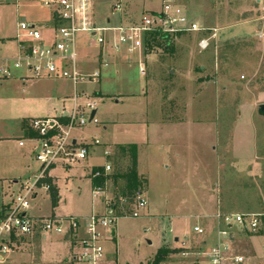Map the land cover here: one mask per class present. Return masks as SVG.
Instances as JSON below:
<instances>
[{
    "label": "rangeland",
    "instance_id": "rangeland-1",
    "mask_svg": "<svg viewBox=\"0 0 264 264\" xmlns=\"http://www.w3.org/2000/svg\"><path fill=\"white\" fill-rule=\"evenodd\" d=\"M46 1L0 0V57L16 46L22 18L44 26L42 35L48 34L45 25L52 10L44 5ZM117 1L96 0L99 25L106 19L112 25L138 21L142 15L160 11L162 5V0H120L122 11L117 13L113 9ZM176 1L190 19L215 29L216 40L204 51L197 46L200 36L184 33L170 36L166 43H145L146 61L142 58L153 70L151 76L139 74L138 54L122 58L126 66L116 70L118 55L108 46L101 52L91 49L85 34L76 39L77 66L83 77L77 104L95 103L98 124L75 128L71 135L92 152L98 141L104 160L99 155L71 168H50L45 179L53 183L49 175L55 177L60 197L53 211L66 217L104 214L106 200L112 201L123 183L120 179L114 188L106 179L103 194L93 195L89 176L96 179L93 173L101 174L105 163L110 169L104 177L113 171L114 146L107 144H135L139 172L147 181L142 192L146 206L139 217L117 219L114 241L103 243L107 264H148L161 247L175 251L162 264H207L203 241L214 237L210 216L215 211L221 215L264 212V119L257 115V107L264 104V0ZM96 73L99 76L90 79ZM9 83L0 82V204L18 189L11 177L24 181L40 168L29 151L34 142L19 139L22 118L58 117L62 110L58 101L64 97L69 101L73 95L67 80L40 78L23 87L4 86ZM98 92L102 96L95 95ZM127 94L131 96H123ZM160 101L166 107H160ZM64 107L69 110L71 102ZM18 142L25 146L18 148ZM116 162L120 170L125 167L123 160L116 158ZM28 213L58 217L51 215L46 191L31 200ZM196 225L206 234L196 235ZM229 232L236 255L262 264L264 238H258L254 247L249 234L236 228ZM29 242L8 255L6 263L70 264L71 247L63 235Z\"/></svg>",
    "mask_w": 264,
    "mask_h": 264
},
{
    "label": "built area",
    "instance_id": "built-area-1",
    "mask_svg": "<svg viewBox=\"0 0 264 264\" xmlns=\"http://www.w3.org/2000/svg\"><path fill=\"white\" fill-rule=\"evenodd\" d=\"M95 1L47 0L44 5L52 10V16L45 36L41 32L43 28L20 21V33L15 39L17 54L12 58H0V81L11 77L13 70L23 69L33 79H63L77 85L83 80L76 59V39L82 34L88 37L91 47L99 50L109 45L113 53L127 55L145 50L146 39L154 35L170 38L176 33L197 34L200 36L197 46L201 51L216 40V30L207 29L190 19L176 0H162L160 11L142 15L138 21L118 25L107 21L103 26L96 21ZM113 9L121 13L120 0ZM102 64L106 66L107 62L102 60ZM97 76L96 73L90 79ZM95 109V103L88 102L81 106L73 97V107L66 114L65 124L49 118L29 122V130L35 135L29 139L34 142L33 157L40 168L34 176L19 182L17 191L0 208V264H6L8 255L21 250L34 237L44 238L52 234L68 238L70 264H107L103 243L114 240L113 228L119 219L114 210V199L106 200L105 212L100 216L92 213L87 217L35 218L28 213L30 202L37 193L49 190L44 181L50 168L55 165L71 168L87 158L89 145L79 146L81 143L71 134L75 128L98 124L92 116ZM94 145H98V141H94ZM104 154L108 156L107 152ZM109 169L110 166L105 164L102 174ZM93 176L100 174L95 172ZM100 191V188L93 189L94 195ZM145 206L146 202L140 194L128 216L138 218L139 210ZM214 219L218 241L204 254L207 264H251L246 257L234 253V239L229 231L236 228L251 237L264 238V212L230 215L217 212ZM193 232L196 235L205 233L201 227H194ZM260 259L264 264V247Z\"/></svg>",
    "mask_w": 264,
    "mask_h": 264
},
{
    "label": "crops",
    "instance_id": "crops-1",
    "mask_svg": "<svg viewBox=\"0 0 264 264\" xmlns=\"http://www.w3.org/2000/svg\"><path fill=\"white\" fill-rule=\"evenodd\" d=\"M259 2V1H258ZM95 3H96V1H95ZM95 9V8H94ZM52 16V15H51ZM26 21L24 18H22L20 21ZM109 22L110 23V21H109V19H106V22ZM27 22V21H26ZM50 23H47L45 26H46V28L48 27V26H50L51 25V19H50V21H49ZM105 22V23H106ZM30 23H32V22H30ZM104 23V24H105ZM33 24H35V23H33ZM111 24V23H110ZM36 25V24H35ZM38 27H41V28H43L44 26H38ZM196 36H199V35H197V34H195ZM88 38V37H87ZM16 39V38H15ZM87 42H88V40H87ZM77 45V44H76ZM88 45H89V42H88ZM107 46H108V48H109V50L111 49L110 48V46L109 45H106V47H104L103 49H99L101 52H103L105 49H107ZM91 47V46H90ZM91 49L92 50H98V49H96L95 47H91ZM112 51V50H111ZM113 52V51H112ZM17 54V44H16V46L15 47H13L12 49H11V52L9 53L8 52V55H5V56H1L0 58H12V57H14L15 55ZM114 54H116V53H114ZM134 54H138V61H137V67H138V72H139V74L141 75V76H143V77H148V76H151V74H153V70L152 69H148L147 68V66L146 65H144V61H146V53H144V50L142 51V50H140V51H137V52H134V53H132V54H124V53H121V54H116V55H118L116 58H118V60H117V66H116V70L117 69H119V67L121 68L122 66H126V65H124L123 64V61H122V58H126L127 59V56H132V55H134ZM142 57H145V59H144V61H143V58ZM106 62H107V60H105ZM127 61V60H126ZM125 61V62H126ZM102 62V61H101ZM186 63V66L188 65V64H190L189 63V60L187 59V61L185 62ZM128 65H129V63H127ZM160 64V63H159ZM182 64H184V63H182ZM107 65H108V63H107ZM106 65V66H107ZM130 66V65H129ZM78 67V66H77ZM141 69H142V71H143V73L141 72ZM184 69H189L188 67H186V68H184ZM200 70L202 71L203 70V68L201 67L200 68ZM115 73L116 74H119V71H115ZM169 73L170 74H174L175 73V71H169ZM187 74H189L188 72H187ZM33 78H31L30 77V75H29V73L28 72H26L25 70H23V69H17V70H14V71H12V75H11V77H9V78H6V79H4V80H7V82H10L9 84H5L4 86H18V87H23V86H25L26 84H27V82L29 81V80H32ZM47 79H49V78H47ZM4 80H1V81H4ZM9 80V81H8ZM52 80H57V79H52ZM61 80H63V79H61ZM0 81V82H1ZM68 81V80H67ZM70 82V81H69ZM71 84H72V82H70ZM0 86H2L1 84H0ZM72 86H73V95H72V97H71V99H69V101L64 97L63 99H61V100H59L58 101V104H60L61 106H62V110L60 111V115L58 116V117H54V116H52V117H49V116H41V117H39V118H35V117H26V118H22V120H21V123H20V132H19V135H20V137H19V139H23L24 141H26L27 142V140L26 139H31V138H34L35 137V135L34 136H32V137H30V138H27V137H29L28 135H30V134H34V133H32L30 130L29 131H27L28 130V124H29V122L31 121V120H34V119H46V118H49V119H54L56 122H59V123H61V124H65L66 123V114H67V112H69V111H71V109H72V107H73V97H76V100L78 99L77 98V95H78V84L77 85H73L72 84ZM1 89V88H0ZM7 90H10V87L9 88H7ZM95 95H97V96H102V94H101V92H98V93H95ZM143 95H146V91H145V93H143ZM79 96V95H78ZM124 97H130L131 95H123ZM123 96H121V95H119V99H121L120 97H123ZM115 97V96H114ZM66 102H71V108L69 109V110H65V107H64V105H65V103ZM117 102H120V100H118ZM160 107H166L164 104H162V102L160 101ZM96 105V104H95ZM96 107H97V105H96ZM169 107H173L171 104L169 105ZM164 110V109H163ZM94 113V117H95V119H96V114H97V108L95 109V111L93 112ZM261 118V117H260ZM264 119V118H263ZM162 120H165V121H167V119L164 117ZM29 121V122H28ZM168 121L169 122H172L173 120H171V117L168 119ZM26 122H28V124L26 123ZM111 123L112 124H116L117 122L116 121H111ZM22 124H25L26 125V127H25V129H23L22 128ZM76 140V139H75ZM77 141V140H76ZM91 144V143H90ZM17 145H18V148H22V147H24L25 146V143H23V142H18L17 143ZM126 145H135V144H133V143H120V144H107V145H104V146H114V149L112 150V154H114L115 156H116V154H117V150H116V147L117 146H126ZM97 146V147H96ZM99 146H103V145H101V144H98V145H94L93 144V152L92 151H90L91 150V148L89 147L88 148V157H87V159L88 158H97V157H99V155H100V157H102L103 158V160H104V157H103V153H102V151L101 150H99V149H101ZM136 146V145H135ZM96 147V148H95ZM95 148V149H94ZM29 151H33V146H32V144L30 145V147H29ZM98 149V150H97ZM90 152V153H89ZM33 153V152H32ZM31 153V154H32ZM33 155V154H32ZM114 155H112V156H114ZM108 158H109V156H107ZM114 158V157H113ZM110 159V158H109ZM104 163V162H103ZM106 164V163H105ZM104 165V164H103ZM93 167H97V166H93ZM93 167H91V168H93ZM90 168V169H91ZM54 169H56V168H54ZM53 169V170H54ZM92 170V169H91ZM90 170V171H91ZM36 173V172H35ZM51 173V172H50ZM137 174H138V177H139V179H141V180H143L144 182H145V185H144V189H145V187L147 186V181H146V179L144 178V176L143 175H141L140 174V172H139V159H138V155H137ZM32 176H34L33 175V173H30V175H28V177H26V179H29V178H31ZM49 177L50 178H52L53 179V185L56 187V189H57V191H58V188H57V183H56V179H55V177H53L51 174L49 175ZM10 179H12V181H13V183L12 184H16V183H19L18 181H20V180H18L17 181V179L15 178V177H11ZM21 182V181H20ZM89 182H90V185H91V188H93L92 187V184H91V180H90V178H89ZM18 185V184H17ZM75 186H78V183H75ZM17 187V186H16ZM17 189V188H16ZM41 191H44V190H40L38 193H40ZM103 191H104V188L103 189H101V191L98 193V194H96V195H94V197L96 198V197H98L99 195H102L103 194ZM144 191V190H143ZM47 193H48V191H46ZM37 193V194H38ZM49 195V194H48ZM50 199V198H49ZM9 201V200H8ZM8 201L7 202H5V203H3L2 201H1V204H0V208L2 207V206H4L5 204H7L8 203ZM59 201H60V197H59ZM102 202H104V201H102ZM58 204H59V202H58ZM58 204H57V207H58ZM217 212L215 211V213L212 215V216H210V220H211V223H212V225H213V229L211 230V233H213L214 234V237H212V239L211 240H209L210 242H212L211 244H208L209 243V241L208 240H205V241H203V245H204V247H205V251L207 252V250L210 248V247H212L213 245H215L216 244V242L218 241V238H217V235H216V233H215V229H216V221H215V219H214V216H215V214H216ZM51 215H54V216H58V217H66V216H59V215H56L55 213H54V211L52 210V214ZM32 217H35V218H38L37 216H33V215H31ZM71 217V216H70ZM200 220H201V217H200ZM194 227H201L200 225H196V226H194ZM193 227V228H194ZM203 229V228H202ZM204 230V229H203ZM204 234H206V231H205V233ZM50 236V235H49ZM49 236H46V237H44V238H42V237H39V236H36V237H34L33 239H31V240H33V241H35V240H40L41 242L42 241H46V239L49 237ZM64 239H65V241L68 243V246H69V242L66 240V237H64ZM210 239V238H209ZM31 240H29V241H31ZM257 240H258V238H255V237H251V242H252V244H253V246L254 247H257L258 245H257ZM114 241V240H113ZM175 241H176V239H175ZM28 244H30V242L28 243ZM205 252V253H206ZM67 259V258H66ZM64 261H65V259H64ZM62 262H63V260H62ZM206 263H207V259H206ZM7 264V263H6Z\"/></svg>",
    "mask_w": 264,
    "mask_h": 264
},
{
    "label": "trees",
    "instance_id": "trees-1",
    "mask_svg": "<svg viewBox=\"0 0 264 264\" xmlns=\"http://www.w3.org/2000/svg\"><path fill=\"white\" fill-rule=\"evenodd\" d=\"M168 39V37L154 35L152 37H148V39H146V43L147 45L148 43H166ZM25 127L26 125L22 124V128L25 129ZM27 131H29V126ZM28 136L29 137L27 138H30L34 136V134H30ZM116 150L117 154L114 157L112 163V173H110V175H108L107 177H104V175L101 173L99 178L97 177L96 179H92L91 176H89V178L91 180L92 187L100 189L104 188V182L106 179L110 180L114 188H116L118 181L122 179V186L117 190L115 189L116 192L113 193V199L115 200L113 206L117 216L119 218H123L130 214L132 205L144 190L145 182L139 179L137 174V147L135 145L117 146ZM116 158L118 160H123V162L125 163V167L122 170L117 167ZM94 170L99 169L96 168ZM44 182L49 186L48 194L50 198L51 208L53 210L57 207V204L59 202L58 191L52 184V180L45 179ZM124 205L130 207V209H128L127 207L124 209ZM173 253H175V251H172L166 247H161L148 264H162L166 261L168 256Z\"/></svg>",
    "mask_w": 264,
    "mask_h": 264
},
{
    "label": "water",
    "instance_id": "water-1",
    "mask_svg": "<svg viewBox=\"0 0 264 264\" xmlns=\"http://www.w3.org/2000/svg\"><path fill=\"white\" fill-rule=\"evenodd\" d=\"M94 115V113H92V116ZM257 115L261 118H264V104H260L257 107ZM112 235H114V232L112 233ZM177 241V239H176Z\"/></svg>",
    "mask_w": 264,
    "mask_h": 264
}]
</instances>
